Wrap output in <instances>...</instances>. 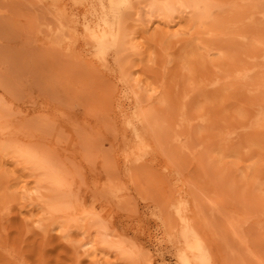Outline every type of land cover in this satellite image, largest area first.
<instances>
[{"label":"rangeland","instance_id":"rangeland-1","mask_svg":"<svg viewBox=\"0 0 264 264\" xmlns=\"http://www.w3.org/2000/svg\"><path fill=\"white\" fill-rule=\"evenodd\" d=\"M188 1L0 0V264H264V0Z\"/></svg>","mask_w":264,"mask_h":264},{"label":"bare ground","instance_id":"bare-ground-1","mask_svg":"<svg viewBox=\"0 0 264 264\" xmlns=\"http://www.w3.org/2000/svg\"><path fill=\"white\" fill-rule=\"evenodd\" d=\"M166 2L164 3L163 2V6L164 5H171V8H172V6H174V7H176L175 5H177V6H179L180 5V7H183V10H184V8L185 9H189L192 5H191V3L188 1V0H165ZM174 2V4L172 5V3ZM172 2V3H171ZM194 4V3H193ZM165 6V7H166ZM170 7V6H169ZM173 7V8H174ZM162 8H164V7H162ZM179 8V7H178ZM175 9V8H174ZM168 10V7H166V11ZM172 9H170L169 8V10L168 11H171ZM189 235V234H188ZM188 235H186V236H188ZM190 236V235H189ZM192 237H196V233H194L193 235H192ZM186 238H188V237H186Z\"/></svg>","mask_w":264,"mask_h":264}]
</instances>
